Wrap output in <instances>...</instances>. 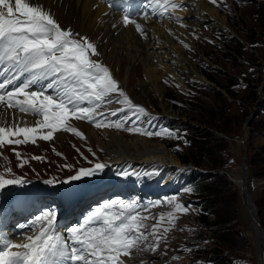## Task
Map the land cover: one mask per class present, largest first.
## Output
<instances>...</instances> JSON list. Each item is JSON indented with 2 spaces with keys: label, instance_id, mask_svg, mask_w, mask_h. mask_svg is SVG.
Returning a JSON list of instances; mask_svg holds the SVG:
<instances>
[{
  "label": "rangeland",
  "instance_id": "1",
  "mask_svg": "<svg viewBox=\"0 0 264 264\" xmlns=\"http://www.w3.org/2000/svg\"><path fill=\"white\" fill-rule=\"evenodd\" d=\"M179 1L173 0L179 7H169L163 13L177 12L179 14V11H182ZM212 4L219 9L221 17L227 19L228 28L219 30L214 28L212 24L204 23L200 27L197 25L192 29L193 31H190L192 38L188 43L185 42L183 44L186 49V55L194 64V68L199 73L200 78L193 74L194 71L185 72L183 69L178 68L175 71V75H168L162 80L164 91L161 99L149 85H146L145 88L138 86L143 82L149 84L139 61L133 63L129 58L118 55L115 52L114 46L112 44L109 46L108 38L99 29L89 28L88 26L83 28L85 38L94 43L92 44L95 45L98 53L92 59L108 68L113 78L121 80L125 91L121 87L120 89L124 93L126 92L127 97H131L134 105L143 108L146 114L136 113L134 109L128 108L124 103L116 102L123 101V98L113 93L108 98L113 101L112 103H108L107 100L100 103V106L106 103L109 111L105 115H95V118L98 121H103L105 124L119 122L123 125L121 129L115 127L97 128L84 120H70L72 127L76 129L77 127L82 128L81 131L77 129L80 133L88 131L86 133V140L71 132L61 131L57 132L55 138L51 141L37 139L36 144L27 143L18 146H5L0 149V175L7 174L6 169L11 168L12 175L18 176V178H29V180L25 181L26 185L33 184V180L38 181L42 179L53 180V184L56 185L58 183L64 184L63 182L75 175L79 169L89 168L92 165V162L84 159L75 151L77 149L80 153H83V151L77 148L78 143L90 145V148L106 161L108 154H106L104 149L100 148L96 139L93 138L95 135L105 147L109 148L110 144L105 139L106 131L121 134L129 140H136V137H141L142 139L159 143L166 150L163 156L164 159L171 157L177 163V165H172L170 168L166 166V169L162 168L161 170L167 173L180 165L178 168L181 172L178 177L174 176L173 180L178 181L177 184H173L170 180H167L169 182L165 187H172L174 190L180 188V190L178 192H174L171 189L163 192L156 191L160 193V196L164 195V197L159 196L150 200V203L155 202L158 205L156 207L157 213L154 212L149 218H146L147 222L142 221L144 230H150L153 233L154 228L156 229V234L154 238H151L150 242L154 240V247L157 246V249H163V252L159 254L161 259H157L156 261L159 264H191L193 261L195 263L198 262L197 264H213L210 262V258L218 257L219 259H224L227 264L229 261H231L230 264H259L254 238L255 229L253 228L250 213L246 208L244 199L241 197L240 184L233 182L232 179L236 181L241 179L242 176L244 147L242 144H238L236 139L241 140L245 131H247L248 191L259 211V216L264 227V177H261L264 174V0H246L244 2H241V0H216ZM160 11L162 10L160 9ZM50 12L53 13L51 16L61 29L71 30L78 40L82 38V24L80 22L60 13L57 7L53 11L50 10ZM202 28L205 29V32ZM233 38H237L241 45L231 40ZM105 59L106 62L104 61ZM212 67L221 71L222 74L211 71L209 68ZM123 80L126 81V86L123 85ZM247 82H250L251 89L249 87L246 89L245 84ZM195 83H204L207 87L225 92V96H227L226 91L222 90V87H225L235 95L234 99H229V102L221 104V111L230 114L227 121L233 123L237 135L232 138L227 137L226 151L219 158L218 149L220 146L216 139L220 136L224 137V135L213 130L214 136L211 137L210 141L214 147L209 149L208 153L202 154V157L197 156V159L203 162L198 167H194V170L202 180L210 173H218L219 175H225L236 189V194L233 190L224 191L223 194L219 195V200L215 203L210 201L212 200L210 197L197 196L203 205V210L206 209V212H209L208 209L212 207L215 211L227 214L225 218L231 217L233 219L230 223L231 235L227 236V240L221 243H217L216 241L212 243L211 232L209 234L205 233V237L207 236V238L203 239V232L205 230H201L200 227L202 226L198 222L199 211L190 216L183 215L176 218L171 226L167 225L163 228L160 225L163 212H172L177 205L187 207L189 192L185 197L183 185L187 178L186 172L190 166L193 167V164L182 161V159L187 160L190 158L186 152L188 145L185 146V142L176 144L172 141H167L164 143L160 141L162 139L160 136L155 135L158 132H152V130H154L156 124H159L160 128H162L172 123L176 127H182L186 131V135L190 136V131L194 130V132H197L198 130V132H201L203 129H206L207 124L204 122V114H214L217 117L216 102L220 101L221 98L215 101L212 91L200 89L195 86ZM230 83L231 85L229 86ZM183 85L186 87H183ZM246 99L248 105L243 108ZM202 102L205 107L200 109L198 107H200ZM81 106L92 107L93 105L84 101L81 102ZM115 106L120 109H116ZM100 108L96 109L95 114L98 113ZM113 111L116 112V115H111ZM253 113H257L259 116L247 123V120ZM136 129L140 131L137 132L135 131ZM92 130H96L98 133L92 132ZM140 132H150L154 133V135L149 137L145 134H140ZM19 138L23 139V137ZM79 138L83 141H79ZM167 147H170V150ZM14 150L20 153V160L17 159ZM176 150L179 152L178 154ZM101 151L105 152L106 157ZM87 153L89 155V152ZM179 154L182 155V159L179 157ZM33 157L41 159H32ZM151 158L160 161L158 156H152ZM129 160L123 162L129 163ZM212 160L219 164L220 167L212 170ZM23 161H27V163H24L23 167H20L19 165ZM160 162L163 163L162 161ZM132 166L138 169L135 179H141L144 175L148 176L151 173V171L139 173L145 170L146 165H142L143 168L134 164ZM150 170L156 171L157 165L153 167L152 164V169ZM182 173H185V175H182ZM97 176L99 177V175ZM179 179H182V181ZM165 183L161 186L162 189H165L163 188ZM205 183L207 182L203 181V185ZM44 184L47 185V183ZM102 184V180H97L91 184L86 183L82 189L80 183L73 181L61 187L66 191L80 190V192H84L88 190L87 192H89ZM45 185H43L44 190L48 187ZM49 186L53 192L56 191L54 193L59 192L57 186ZM11 189H5L0 192V198L5 199L6 197L2 196L1 193L6 190L12 191ZM24 189L26 191L31 190L30 188ZM218 189L221 190L219 187ZM14 191L16 190L12 192L14 193ZM20 193L21 191L18 192V194ZM172 195H174V199H172ZM26 197L29 198L28 196ZM17 198L18 196L12 199ZM92 204V201L87 202L77 213L85 208H89ZM168 204L170 207H168ZM162 206L167 207L166 209H162ZM208 218L210 221L214 219L211 212ZM165 229L169 230L165 231ZM157 237H159L157 239L158 243L156 241ZM208 243L210 244L208 245ZM185 244L189 245L188 248L190 249L188 252L190 259L178 257L180 250L184 249ZM194 247L197 248L194 249Z\"/></svg>",
  "mask_w": 264,
  "mask_h": 264
},
{
  "label": "snow or ice",
  "instance_id": "2",
  "mask_svg": "<svg viewBox=\"0 0 264 264\" xmlns=\"http://www.w3.org/2000/svg\"><path fill=\"white\" fill-rule=\"evenodd\" d=\"M151 3L162 10L161 14L169 7H179L173 0H151ZM123 23L125 26L133 24L143 34L141 24L129 16H124ZM96 55L95 45L87 38L78 40L70 30L61 29L50 13L39 5H33L31 0H0V65H4L5 73L15 67L18 73L28 74L26 82L18 85L19 74L0 83V109L13 114L10 124L0 126V149L9 145L36 144L37 139L51 141L61 131L84 139L83 134L71 126L70 120H84L97 128L121 129L123 125L119 122L105 124L95 118L100 103L105 100L113 102L108 99L113 93L123 98V101L116 102L124 103L136 113L146 114L143 108L133 105L109 69L92 59ZM49 78L54 79L46 87L55 91V96L44 90H30L32 85ZM9 85L15 86L9 91ZM84 101L93 106L82 107L81 102ZM16 112L32 115L34 122L31 125L24 121L16 123ZM111 115H116V112ZM140 134L154 135L150 132ZM167 135L171 137L174 134ZM14 154L18 160L21 159L20 153L14 150ZM24 163L27 161L19 166L23 167ZM106 167L103 163H96L92 168H81L63 183L99 175ZM11 171V168L6 169L9 175ZM123 175L129 173L124 172ZM45 183L52 184L53 181ZM24 184L21 178L9 179L0 175V192L9 186ZM177 209L187 211L181 205H177ZM141 219L144 218L138 217L135 201L113 200L89 214L81 225L68 230V239L72 241L69 252L66 238L57 232L56 211L44 212L31 225L38 234L26 236V243H13L6 237H0V264H64L66 261H71V264H122L120 256H130L139 241L146 239L140 232ZM152 234H156L155 228Z\"/></svg>",
  "mask_w": 264,
  "mask_h": 264
},
{
  "label": "bare ground",
  "instance_id": "3",
  "mask_svg": "<svg viewBox=\"0 0 264 264\" xmlns=\"http://www.w3.org/2000/svg\"><path fill=\"white\" fill-rule=\"evenodd\" d=\"M31 3L33 5L41 6L45 11L52 15L53 13L50 12V10L53 11V9L57 7L60 13H63L68 18L80 22L82 24V37H85L83 28H86L87 26L89 28H95L102 31L109 40V46L112 44L118 55L129 58L131 62L133 61V63L137 61L141 63L149 84L147 82H143L138 86L145 88L146 85H149L156 92V94H158L160 99L162 98L164 91L162 80H164L168 75H175V71L178 68L183 69L185 72L194 71L193 74L200 78V75H198L199 73L194 68V64L188 59L186 49L183 44L185 42L188 43L192 38L190 31H193L192 29L197 25L200 27L204 23L212 24L214 28L219 30L228 28L227 19L221 17L219 9L215 7L210 0H180L179 3L182 7V11H179V14L175 12L163 13L164 15H162L161 12L155 8V5L151 3V0H131V2L130 0H31ZM125 15L141 24L143 34L137 31L133 24L125 26L123 23ZM104 61L106 62V59ZM2 69L3 67L1 66L0 70ZM123 85L126 86V81L124 80ZM42 86V90L46 91L47 94L53 96L56 95L55 91L47 89V85ZM183 87L186 86L183 85ZM136 100L138 101V99ZM115 108L120 109L117 106H115ZM108 111L109 108L107 106H102L95 115H102ZM34 119L35 118L32 115H25L19 112L15 113L16 123L24 121L31 125L34 122ZM12 120L13 114L9 110L0 109V126L10 124ZM92 132L98 133L96 130H92ZM94 136L93 138L96 139L100 148L104 149L106 154H108L106 157L105 152L101 151L104 153L106 161L108 163H113L115 167H118L120 163L129 159L130 164L141 166V168H143L142 165L149 164H153V167H155L156 163H161L160 161L163 162L162 164L166 162L165 166L168 168L172 167V165H177L171 157L164 159L163 156L165 155L164 153L166 150L163 149V145L159 143L142 139L141 137H136V140H129L121 134L106 131L105 139L110 144L109 148H107L101 143L99 138ZM152 156H158L160 161L153 160L151 158ZM114 160L115 162H113ZM92 167H94L93 163L89 168ZM98 179H103V177L99 178L95 175L92 177L82 178L80 181L75 182L80 183V186L83 189V186L86 183L96 181ZM45 181L48 180H33V184H24L21 187L12 188L11 190H20V198L26 196L29 197H26L24 201L26 206L31 207L32 209L35 206L37 208L36 213L43 214L44 210H50L49 206L44 208L42 211L43 205H46L47 202H52L56 199L54 193L56 191L53 192L49 185L57 186L53 183L45 185ZM168 182L169 181L165 183L163 188L166 187ZM235 183H239L240 188L242 187L243 183L241 179L236 180ZM42 184L48 187L44 190ZM25 186L31 190L26 191L24 189ZM60 189L64 191V200L61 202V206L66 208L69 206L68 199L66 198L67 193L74 195V201H85L89 199L92 194V190L89 192H87L88 190H85L84 192H80V190L66 191L61 186ZM249 194L250 192L248 191L247 183L246 202L248 205L250 204L251 199ZM4 196L8 199L13 198L12 194ZM57 203L58 202L56 201V204ZM156 207L157 205H154L147 212L138 216L140 218H144L141 219V224L142 221L147 222L146 218H149L150 215L157 211ZM18 208V203H15L13 205H6L3 208V211H11L14 215L18 211ZM81 218L85 220L87 215H83ZM13 219L14 218L10 219L7 224L11 223ZM253 228L255 229L254 238L259 264H264V234L263 236H260V231L254 226V224ZM140 232L144 234L146 239L139 241L138 246L131 250L130 256L121 255L120 261L122 264H159L156 260L161 259L159 254L163 252V249H157V246L154 247V240L150 242L151 238H154L155 235H153L150 230H144L143 226L140 228ZM58 234L62 235L60 232H58ZM132 235H135V233H132ZM158 238L159 237L156 238V241ZM64 264H71V261H66Z\"/></svg>",
  "mask_w": 264,
  "mask_h": 264
},
{
  "label": "trees",
  "instance_id": "4",
  "mask_svg": "<svg viewBox=\"0 0 264 264\" xmlns=\"http://www.w3.org/2000/svg\"><path fill=\"white\" fill-rule=\"evenodd\" d=\"M244 1H246V0H243V1L241 0V2H244ZM231 40H234L236 43L240 44L239 40H237V38H233ZM209 69L211 71H216L219 74H222L221 71H218L217 69H215L213 67L209 68ZM230 85H231V83L229 84V86ZM245 85H246V89L248 87H249V89H251L250 82H247ZM195 86L200 88V89H206L208 91H212L214 93L215 101H218L219 100L218 98H221L220 101L216 102V109L218 111L217 117L214 114H212V115H209L208 113H206V115L204 114V122L207 124L206 129H203L201 132H198V130H197V132H194V130L190 131V133H191L190 136L186 135V131L183 130L182 127H177V129H175L176 139L173 143L180 144L181 142H185L184 143V144H186L185 146L188 145L186 147L187 148L186 152L188 153V156H190V158L187 160H183L181 154H179V157L182 159L183 162L192 163L193 165L198 167L199 165L202 164L203 161L197 159L198 158L197 156L202 157L201 156L202 154L208 153L209 149H212L214 147V145H211V141H210L211 137L214 136V134L212 132L213 130H216L217 132L224 135V137L220 136L216 139L218 142V145L220 146V148L218 149L219 158L221 155H223V153H225L224 151H226L227 137L232 138L233 136L237 135V132L233 126V123L230 121H227L228 116L230 114H227V113L221 111V104L227 103V102H229V99L235 98L234 97L235 95L232 93V91H230L229 89L227 90L225 87H222V90L224 89L226 91L227 96H225V92H223L221 90H217L216 88L207 87V86H205L204 83H195ZM247 105L248 104H247V99H246V101L244 102L243 108H245ZM203 107H205V105L202 102V104L198 108L201 109ZM257 116H259V114H257L256 117ZM171 148H174V147H171ZM178 153L179 152L177 151V154ZM212 163H213L211 165V166H213L211 168L212 170H215L216 168L220 167L219 164L214 162V160H212ZM261 177H264V174L261 175ZM203 181H205L207 183H205V185H203ZM218 183H219V185H217ZM190 185L193 186V188H194L193 192L194 193H196L200 197L201 196L210 197L212 199L210 201L213 203H215L219 200V198H218L219 195L223 194L224 191L233 190L234 193L236 194V189H235L233 183L225 175H219L218 173H215V174L210 173L203 180L201 178H199L198 175H195L194 173H192L190 176ZM218 187L221 190H219ZM208 210L213 215L214 219L212 221L209 220L208 213L200 214L198 217V222L202 226L200 228L205 230L203 232V239L207 238V236L205 237V233L209 234L211 232V234H212L211 238L213 239L212 243H214L215 241L217 243H219V242L221 243V242L227 240L226 238H228L231 235L230 234V231H231L230 230V223L233 219L231 217L225 218V216H227V214L215 211L212 207L209 208ZM200 238H201V236H200ZM212 239H209V240H212ZM209 244L210 243H208V245ZM195 248H197V247H194V249ZM189 249L190 248H186V249L180 251L179 254L181 256H189V252H188ZM210 262H212L213 264H227V262H225L224 259H222V258L219 259L218 257H216V258L211 257ZM230 263H231V261L228 262V264H230Z\"/></svg>",
  "mask_w": 264,
  "mask_h": 264
},
{
  "label": "water",
  "instance_id": "5",
  "mask_svg": "<svg viewBox=\"0 0 264 264\" xmlns=\"http://www.w3.org/2000/svg\"><path fill=\"white\" fill-rule=\"evenodd\" d=\"M257 115V113H253L250 118L247 120V123L250 122V120H252L253 118H255ZM247 131H245L242 139H236V141L238 142V144H242L244 147V154L242 157V176H241V180H242V187L240 190L241 192V197L245 200V205L247 210L250 213V217L251 220L254 224V226L259 229L260 231V236H263L264 234V227L262 224V221L260 219L259 216V211L255 205V203L250 199V204L248 205V203L246 202V198H247V180H248V176H249V170H248V165H247ZM233 182H235V180L232 179Z\"/></svg>",
  "mask_w": 264,
  "mask_h": 264
}]
</instances>
